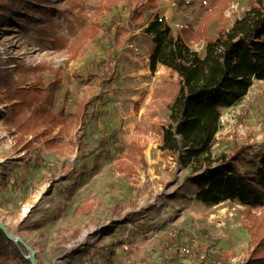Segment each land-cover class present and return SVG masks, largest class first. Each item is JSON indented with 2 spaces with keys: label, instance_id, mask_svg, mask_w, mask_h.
<instances>
[{
  "label": "rangeland",
  "instance_id": "obj_1",
  "mask_svg": "<svg viewBox=\"0 0 264 264\" xmlns=\"http://www.w3.org/2000/svg\"><path fill=\"white\" fill-rule=\"evenodd\" d=\"M113 1L24 0L13 24L0 25V69L14 78L18 65L55 70L54 111L66 117L21 152L0 105V222L36 264H200L216 254L244 264L264 210L205 206L192 173L158 149L179 76L163 66L151 73L143 29L157 15L203 57L250 0H228L221 14L209 12L210 0H116L111 10ZM115 25L123 31L113 50ZM234 145L247 146L243 168L264 151V81L221 111L213 157Z\"/></svg>",
  "mask_w": 264,
  "mask_h": 264
},
{
  "label": "trees",
  "instance_id": "obj_2",
  "mask_svg": "<svg viewBox=\"0 0 264 264\" xmlns=\"http://www.w3.org/2000/svg\"><path fill=\"white\" fill-rule=\"evenodd\" d=\"M117 1L107 8L116 9ZM210 1L209 12L219 14L229 4L228 0L217 4L215 0ZM23 2L0 0L2 27L13 24L12 17H16ZM25 4L26 8L35 9L34 5ZM184 29L186 27L181 28ZM108 31V37L114 41L111 48L115 50L120 47L119 33L123 29L115 25L114 31L111 27ZM143 33L151 38L148 58L151 73L163 66L179 76L178 92L168 107L167 124L158 149L170 155L178 167L192 173L197 186L196 199L205 206L232 201L249 211H263L264 151L256 159H248L249 167L243 168L247 163L246 145H234L229 154L216 157L212 155V147L219 130L221 111L239 103L254 80L264 81V0H250L243 16L235 19L229 28L218 26L215 36L205 44L203 57L191 50L181 34L174 33L157 15L147 22ZM4 72L0 69V105L8 104L5 124L24 152L32 148L34 140L45 139L55 128L66 123L64 113L54 111L60 78L46 65L31 68L18 65L17 78ZM107 72L103 73L105 82L113 77L110 69ZM30 81L32 84H28ZM82 114L84 111L77 114L76 119L81 121ZM51 141L54 138L46 140V146L50 147ZM3 188H6L5 184ZM262 216L264 219V211ZM252 235L256 243L244 264H264V227L261 223ZM27 256L28 251L23 245L12 242L0 230V264H30ZM197 260L201 258L197 256ZM200 264L232 263L224 254H216Z\"/></svg>",
  "mask_w": 264,
  "mask_h": 264
},
{
  "label": "water",
  "instance_id": "obj_3",
  "mask_svg": "<svg viewBox=\"0 0 264 264\" xmlns=\"http://www.w3.org/2000/svg\"><path fill=\"white\" fill-rule=\"evenodd\" d=\"M0 230L12 242L23 245L25 249L28 251V256L26 258L30 261V264H36L35 252L22 240V238L12 236L2 222H0Z\"/></svg>",
  "mask_w": 264,
  "mask_h": 264
}]
</instances>
